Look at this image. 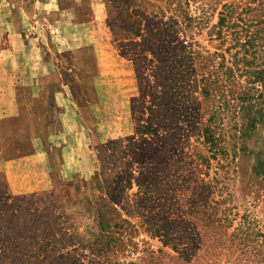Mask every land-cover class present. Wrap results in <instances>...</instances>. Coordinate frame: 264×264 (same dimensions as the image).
Returning a JSON list of instances; mask_svg holds the SVG:
<instances>
[{
    "label": "rangeland",
    "instance_id": "1",
    "mask_svg": "<svg viewBox=\"0 0 264 264\" xmlns=\"http://www.w3.org/2000/svg\"><path fill=\"white\" fill-rule=\"evenodd\" d=\"M147 27L167 29L162 42L171 55L220 52L229 61L238 51L243 56L239 41L246 34L264 32V0H0V264H207L181 257L159 231L167 227L170 238L192 242L197 187L214 178L223 181L224 191L214 199L226 200L220 208L228 215L225 233L233 244L212 252L240 264L241 247L232 235L243 217L264 240V185L253 174L264 154V129L226 169L218 170L212 159L211 167L202 164L199 156L210 154L184 131L210 118L200 96L177 124L176 149L158 142L175 125L162 128L158 138L145 136L151 145L140 142L139 114L132 106L139 98L135 64L157 59L135 37ZM131 42L141 43L133 55L124 51ZM260 48L252 66L264 68ZM253 87L254 98L264 93L260 82ZM131 137L135 151L158 143L164 153L155 182L160 192L152 201L139 198V185L124 173L126 165L131 168L121 152ZM7 165L17 173V184L33 190L13 189ZM208 195L203 188L202 196Z\"/></svg>",
    "mask_w": 264,
    "mask_h": 264
},
{
    "label": "trees",
    "instance_id": "2",
    "mask_svg": "<svg viewBox=\"0 0 264 264\" xmlns=\"http://www.w3.org/2000/svg\"><path fill=\"white\" fill-rule=\"evenodd\" d=\"M224 25V18H220L218 28H222ZM167 32V29L154 31L153 29L149 30L148 27L145 33H141L139 30L135 32V37H142L147 49H151V53L157 55V59L150 60L148 65L142 63V61H146V58H139L135 64L139 98L133 100L132 106L134 112L139 114L137 118L139 140L142 144L151 145L145 136L151 135L158 138L162 128L168 126L170 129L175 125L172 134L158 142L163 145L166 142L176 149L178 145L174 144L173 139L175 132L180 129L177 124L187 118L185 114L189 107L191 104H195L201 96L209 104L207 112H209L210 118L207 123H201V127H193L190 131L187 129L184 131L196 135L210 154L208 157L199 156L203 158L202 164L211 167L210 160L212 159L216 161L218 170H224L238 152L250 150L247 142L253 141L258 130L264 129V93H260L257 98L252 95L255 83L260 82L264 87V68L252 66L256 65V52L261 50L260 47H264V32L256 30L255 33L246 34L245 40L239 41L243 56H240L238 51L235 53L237 56L230 55L229 61L220 52L204 57L200 54L193 55L180 50L171 55L170 47L162 42L166 39ZM139 44L141 43L126 44L124 51L133 55L134 52H131V49ZM165 58L167 59L164 61ZM219 58L220 62H218ZM153 61H156L157 64L153 65ZM193 62L196 64L195 66L191 65ZM215 62L218 64L216 67L211 64ZM147 66H152V69L148 70ZM207 67H209V71H207ZM147 70L150 71L148 75L153 78V83L146 75ZM239 77L245 78L244 84L238 82ZM236 85L239 86L238 91L235 89ZM180 135L183 138L187 136L186 134ZM185 144H190L189 137ZM134 146L135 137L128 138L127 144L121 152L123 158H127L129 161L131 168V172H128V165H126L124 173L128 176L129 181L135 179L139 185V193H141L139 198H147L152 201L156 198L157 192H160L157 191L155 182L160 177L157 174V168L164 159V153H160L158 143H155L151 150L141 147L139 151H135ZM150 159H153L155 165L149 161ZM135 163H138L140 168L138 177H135L133 173ZM253 174L264 185V154L258 158L253 168ZM191 182L194 188V180ZM222 182L220 178H214L197 187V194H201V196L195 200L190 211L191 220H194L192 233L196 234L192 242L186 244L177 237L170 238L167 227L159 231L165 242L171 244L172 248L178 250L180 256L189 262L194 259V262L197 263L204 259L207 264L230 263L229 261L224 262L221 258L222 255L220 257L212 252V250L228 248L227 243L233 244V239L228 238L225 233L228 227V215L226 210L220 208L226 200L214 199L215 194L222 195L224 191ZM170 183L172 181L169 180L168 185ZM188 183L189 181H185L181 186H187ZM203 188H207L209 193L206 198L202 196ZM242 219L245 221L237 229L238 233L232 235V238L235 237L239 240L241 247L240 264H264V240L260 241V236L257 233L259 230H256L257 227L248 221L250 220L248 217ZM197 244L198 251L194 248ZM189 247H193V249L190 250ZM199 250L204 251V256L198 255ZM187 255H191L190 258Z\"/></svg>",
    "mask_w": 264,
    "mask_h": 264
},
{
    "label": "crops",
    "instance_id": "3",
    "mask_svg": "<svg viewBox=\"0 0 264 264\" xmlns=\"http://www.w3.org/2000/svg\"><path fill=\"white\" fill-rule=\"evenodd\" d=\"M13 164H16V162L12 163L11 165H13ZM11 165L5 166V171L7 172V176H8V179L10 181L11 187H13V189H15L18 193L32 191L33 189H31V188H29L27 186L26 187L25 186L22 187V186H20L19 184L16 183L18 175H17V173L15 171L11 170V167H12ZM37 165H38L39 168L40 167L42 168L41 164H37ZM35 168H36V165H35ZM44 178L45 177L43 176L40 180L43 181V185L47 186V184H44V181H45ZM35 183H37L36 180H35ZM38 183H40V182H38ZM36 187H37V185H36ZM34 189H36V188H34Z\"/></svg>",
    "mask_w": 264,
    "mask_h": 264
}]
</instances>
